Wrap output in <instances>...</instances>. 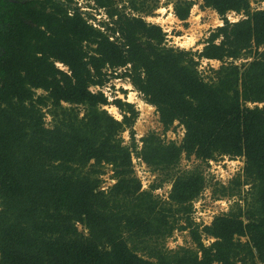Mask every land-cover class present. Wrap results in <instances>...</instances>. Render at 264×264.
<instances>
[{
	"label": "trees",
	"instance_id": "trees-1",
	"mask_svg": "<svg viewBox=\"0 0 264 264\" xmlns=\"http://www.w3.org/2000/svg\"><path fill=\"white\" fill-rule=\"evenodd\" d=\"M72 1L0 0V264H264V9L201 0L223 24L191 52L166 46L161 27L142 18L156 8L151 0H90L109 20L104 32L69 12ZM192 6L175 0L173 14L184 22ZM229 12L242 17L228 22ZM201 59L221 65L204 75ZM111 78L126 79L155 108L163 132L177 122L181 141L149 132L137 149L133 105L90 90ZM182 155L243 158L242 175L217 191L232 196L249 185L245 214L195 224L192 202L204 187L197 171L173 174L164 200L152 194L156 185L141 190L132 156L169 174ZM104 166L114 181L107 189ZM178 218L194 247L156 248Z\"/></svg>",
	"mask_w": 264,
	"mask_h": 264
},
{
	"label": "rangeland",
	"instance_id": "rangeland-1",
	"mask_svg": "<svg viewBox=\"0 0 264 264\" xmlns=\"http://www.w3.org/2000/svg\"><path fill=\"white\" fill-rule=\"evenodd\" d=\"M175 0H155V2L148 1L146 6L156 5V8L149 14H141L142 18L152 24H156L161 27L162 31L166 34L165 44L166 46L196 52L200 51L203 47V41L207 38L210 31L223 24V21L219 15L209 9L201 7V0H193V6L190 9L189 16L186 21H179L173 14L172 2ZM63 2V0H61ZM252 8L264 9V1L251 0ZM69 7V12H72L73 8H77L82 16L86 20L93 19L96 23H108L109 20H104L100 12L104 13L103 9L96 8L90 0H73L71 4H66ZM129 12V10H125ZM242 17L240 14L229 12L226 14L228 22H236ZM187 43V45L183 43ZM182 44V45H181ZM251 57H242L240 60H236L235 64L250 62ZM211 63H200L198 70L204 75H210L209 70H216L221 63L216 61H210ZM57 68L65 71L67 70L61 64H56ZM119 73V72H118ZM90 87L92 92L101 91L107 98L108 102L113 99H120L123 102H127L133 105L138 115L133 124V137L134 143L137 149L140 148V139L149 132H154L157 136L164 141H174L177 144L183 137V128L174 122L167 131L163 132L162 125L158 121V114L155 108L147 104L140 93L135 91L133 87L128 83L126 79H113L111 78L107 84L103 87ZM37 94H42V91L38 90ZM254 105V104H253ZM248 104V106H253ZM262 106V104H259ZM114 119L120 120L121 113L113 105L108 104L103 107ZM81 113V111H80ZM44 125L46 127L52 126L51 117L46 114L44 117ZM122 141L125 145L130 142V136L128 131H124L120 134ZM131 163L133 165V171L135 176L140 181L141 190L148 189L152 185L158 186V188L152 191V194L158 196L162 200L167 198V195L171 188V178L173 174H180L182 172L197 171L203 176L204 187L198 197L192 202L191 217L197 225H208L211 220L223 213H227L230 210L240 209L245 214L250 203L251 198L248 195L249 185H242L239 190H235L232 196H220L217 190L220 186L228 187L232 180L242 175L243 158H228L227 156L217 157L214 160L202 162L195 159L193 156L186 158L181 156L176 167L165 173L164 171L152 172L144 163L139 161L135 156L131 157ZM100 175L102 183L101 189H107L114 181L111 178L112 171L108 166H104ZM171 176V177H170ZM242 180V177H240ZM216 191V192H215ZM215 192V193H214ZM177 217V216H176ZM246 221V217H243ZM170 222H172L170 218ZM185 222L183 218H178V221L174 225L172 234L163 241L154 243L156 248H160L163 251L176 250L179 247L193 248L194 245L190 240L188 229L181 230L180 226H184ZM78 230H82L78 225ZM205 245H208L212 240L210 238H202ZM241 240H245L244 238ZM151 245V244H148ZM256 264H259L256 262Z\"/></svg>",
	"mask_w": 264,
	"mask_h": 264
},
{
	"label": "built area",
	"instance_id": "built-area-1",
	"mask_svg": "<svg viewBox=\"0 0 264 264\" xmlns=\"http://www.w3.org/2000/svg\"><path fill=\"white\" fill-rule=\"evenodd\" d=\"M101 13V15L103 16V18H105L104 20H108V18H107V16H106V14H104V13H102V12H100ZM84 17V16H83ZM87 21V23L89 24V25H91L93 28H95V29H97V30H100L101 32H104V27L102 26V25H100L98 22L96 23L93 19H88V20H86ZM110 39H112V38H110ZM200 63H211L209 60H205V59H201L200 60ZM97 89H98V87H97ZM139 161H140V159L139 158H137Z\"/></svg>",
	"mask_w": 264,
	"mask_h": 264
},
{
	"label": "bare ground",
	"instance_id": "bare-ground-1",
	"mask_svg": "<svg viewBox=\"0 0 264 264\" xmlns=\"http://www.w3.org/2000/svg\"><path fill=\"white\" fill-rule=\"evenodd\" d=\"M183 44H185V45H187V43L185 42V43H183ZM182 45V44H181Z\"/></svg>",
	"mask_w": 264,
	"mask_h": 264
}]
</instances>
